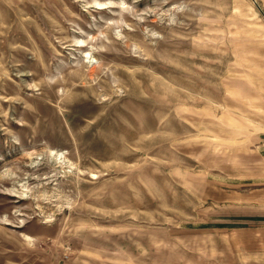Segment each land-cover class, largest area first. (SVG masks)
Returning a JSON list of instances; mask_svg holds the SVG:
<instances>
[{
  "label": "rangeland",
  "instance_id": "rangeland-1",
  "mask_svg": "<svg viewBox=\"0 0 264 264\" xmlns=\"http://www.w3.org/2000/svg\"><path fill=\"white\" fill-rule=\"evenodd\" d=\"M263 142L259 0H0V264H263Z\"/></svg>",
  "mask_w": 264,
  "mask_h": 264
},
{
  "label": "crops",
  "instance_id": "crops-1",
  "mask_svg": "<svg viewBox=\"0 0 264 264\" xmlns=\"http://www.w3.org/2000/svg\"><path fill=\"white\" fill-rule=\"evenodd\" d=\"M264 9V0H259ZM264 142L260 159L256 161L253 191L238 192L231 186L229 227L232 242L239 250L247 249L257 262L264 264ZM260 160V164H259ZM249 188V187H248ZM253 193V194H252ZM241 194V195H239ZM242 194H246L245 196Z\"/></svg>",
  "mask_w": 264,
  "mask_h": 264
}]
</instances>
